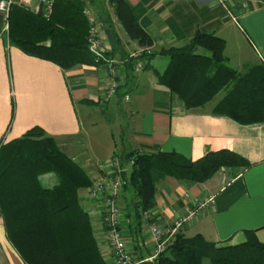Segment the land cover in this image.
<instances>
[{"label":"crops","instance_id":"1","mask_svg":"<svg viewBox=\"0 0 264 264\" xmlns=\"http://www.w3.org/2000/svg\"><path fill=\"white\" fill-rule=\"evenodd\" d=\"M80 1L94 11L103 56L118 69L115 95L100 102L107 82L102 63L62 71L9 46L6 35H0V140L7 142L38 127L56 139L59 149L89 178L99 174L102 162L130 152H174L194 161L208 152L228 150L248 166L219 170L201 184L152 171L155 193L147 211L141 214V231L135 238L133 221L126 210L131 194L122 190L118 202L121 232L130 251L144 259L152 248L148 226H170L209 195L213 197L212 206L189 225L181 226L179 233L185 237L198 234L219 246L246 240L264 246V120L239 124L213 116L211 108L223 93L203 107L184 109L156 77L164 72L168 57H150L162 48L184 46L198 30L223 40L226 64L238 74L254 68L264 70V0H124L152 41L147 48L128 40L107 0ZM94 109L109 125L113 123L114 133L108 130L105 141L90 136V129L95 127ZM106 115L116 117L115 122ZM122 167L128 172V165ZM50 176L40 177L45 187L56 183ZM77 196L90 220L97 249L108 262L100 242L102 228L96 206L86 199V189L79 190ZM0 264H24L6 239L1 216Z\"/></svg>","mask_w":264,"mask_h":264},{"label":"trees","instance_id":"2","mask_svg":"<svg viewBox=\"0 0 264 264\" xmlns=\"http://www.w3.org/2000/svg\"><path fill=\"white\" fill-rule=\"evenodd\" d=\"M107 4L128 40L143 48L152 45L124 0H107ZM83 8L80 0H55L46 19L13 8L6 19L7 43L62 71L98 65L101 61L87 50ZM223 50L222 39L196 30L184 46L162 48L150 57H168L167 67L156 77L184 109L203 107L223 93L211 108L213 116L239 124L262 122L264 70L238 74L227 66ZM119 160L121 166L131 161L128 172L122 173V190L131 194L126 210L133 221L134 238L141 231V214L155 193L152 171L201 184L219 170L248 166L228 150L208 152L194 161L174 152H130ZM48 174L56 183L44 187L40 177ZM89 185L86 172L42 129L32 127L18 138L0 140V216L6 239L24 264H107L97 249L88 215L79 206L77 192ZM152 264H264V246L249 240L219 246L198 234L185 237L177 230Z\"/></svg>","mask_w":264,"mask_h":264},{"label":"built area","instance_id":"3","mask_svg":"<svg viewBox=\"0 0 264 264\" xmlns=\"http://www.w3.org/2000/svg\"><path fill=\"white\" fill-rule=\"evenodd\" d=\"M55 0H0V14L6 33V19L13 8L23 9L44 19L51 14ZM73 1V0H65ZM87 23V50L104 65L107 77L100 102L104 103L115 95L118 87V69L116 64L103 56V40L98 34L97 19L94 11L88 6L82 10ZM131 165V161L127 164ZM99 174L89 178L90 185L86 188V199L97 209V216L101 224V245L107 252V264H152L154 259L164 251L168 242L183 225H189L204 209L213 204V197L206 196L196 203L186 215L177 217L170 226L159 228L147 227V235L152 243L151 252L144 259H137L127 246L125 236L120 229L119 196L122 191L123 167L117 157H111L98 165Z\"/></svg>","mask_w":264,"mask_h":264},{"label":"rangeland","instance_id":"4","mask_svg":"<svg viewBox=\"0 0 264 264\" xmlns=\"http://www.w3.org/2000/svg\"><path fill=\"white\" fill-rule=\"evenodd\" d=\"M95 1L102 2L103 0H95ZM0 35L5 36L3 20L2 21L0 20ZM220 94L221 93H219L218 95H216L215 100H218L219 99V97L221 96ZM76 110H77V112H80V107H77L76 106ZM94 111H95V117H94L93 121L95 122V124H94L95 127H93L92 129H90L91 132H93L92 134L90 133V136L92 137L94 135V136L97 137V139L99 141H105V138L108 136L107 135V131L108 130H110V131L112 130L113 133H114V128L112 127V124L113 123H110V125H109L108 122L105 120V116L104 115H101L99 110L94 109ZM106 116L109 118V120H114V122H115L116 117H113V119H112L108 115H106ZM82 122L85 125L84 120ZM107 125H108V127H107ZM50 177H53V176L51 175ZM42 184H44V183L42 182ZM43 186L45 187L46 185H43Z\"/></svg>","mask_w":264,"mask_h":264}]
</instances>
